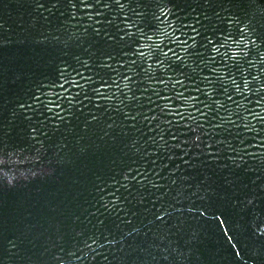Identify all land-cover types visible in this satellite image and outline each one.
<instances>
[{"label":"trees","instance_id":"1","mask_svg":"<svg viewBox=\"0 0 264 264\" xmlns=\"http://www.w3.org/2000/svg\"><path fill=\"white\" fill-rule=\"evenodd\" d=\"M0 264H264V0H0Z\"/></svg>","mask_w":264,"mask_h":264}]
</instances>
